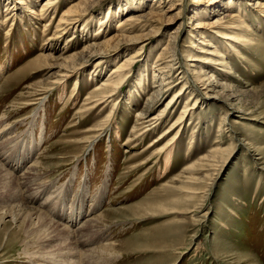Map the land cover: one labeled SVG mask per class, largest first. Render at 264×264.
I'll use <instances>...</instances> for the list:
<instances>
[{
    "label": "rangeland",
    "instance_id": "1",
    "mask_svg": "<svg viewBox=\"0 0 264 264\" xmlns=\"http://www.w3.org/2000/svg\"><path fill=\"white\" fill-rule=\"evenodd\" d=\"M7 1L0 0V264H51L54 258L56 264H264V0H144L142 5L95 0V9L58 37L60 16L80 0H59L55 14L49 10L41 17L20 4L13 25L14 11L3 20ZM43 1L32 0L37 12ZM126 6H131L127 12ZM232 12L239 15H226ZM107 13L111 16L102 31L98 28ZM130 13L152 18L125 31L143 34V40L119 35ZM203 18L207 24L199 26ZM219 19L231 20L232 32L245 31L251 42H233L236 47L230 48L218 35L223 29L216 25ZM120 20L125 22L118 26ZM173 31L185 64L204 55L200 41L223 50L225 62L218 69L212 62L200 64L221 84L212 91L219 98L198 91L188 79L166 118L131 140L139 114L149 109L157 115L184 85L176 75L179 69L173 70L172 89L160 95L156 106H148L157 90L151 81L163 82L154 75L159 73L154 65ZM93 42L100 43L94 46L97 57L90 56L63 83L41 91L61 72L63 56L81 53ZM40 53L53 54L54 66L25 71ZM124 58L134 63L125 70L128 77L115 101L85 110L88 97L98 99L92 94L95 85ZM191 92L200 96L201 105L187 117L164 172L158 147L166 141L148 145L175 121ZM91 127H96L94 136L86 138ZM218 136L221 143H215ZM218 144L226 149L212 159ZM206 155L210 158L193 170L190 193L183 192L179 202L146 217L127 211L142 201H172L164 186L180 185L175 178L184 167ZM30 168L34 175L25 182ZM14 193L18 197L11 199ZM16 203L39 208L53 223L72 229L74 258L65 261L59 252L68 250L54 245H25V223L15 221L11 209ZM94 219L95 229L81 237L79 226Z\"/></svg>",
    "mask_w": 264,
    "mask_h": 264
},
{
    "label": "bare ground",
    "instance_id": "2",
    "mask_svg": "<svg viewBox=\"0 0 264 264\" xmlns=\"http://www.w3.org/2000/svg\"><path fill=\"white\" fill-rule=\"evenodd\" d=\"M136 1L140 2V4L142 5L144 0H135L134 3ZM20 4L22 6H24V8L26 7L27 10L29 11V13L30 12L36 13V14L40 15V17H41L43 15L47 16L49 14V12H51V11H54L53 14H55V12L58 8V5H59V0H44L42 5H41V8L38 12H37V10H35L33 8L32 0H8L6 3V8H4L5 13L3 14V20L7 21L5 19H7L9 17V15L12 14V11H14V13L12 14V16H13L12 25H13L15 22V18H16L15 17V13H16L15 9L18 8ZM140 4H135L134 6H140ZM260 4H261V6L264 7V4H262L261 2H260ZM93 6H97L95 0H80V1L74 2L60 16L59 23L57 25L56 33H54V35H56L55 37L64 35L67 32L70 24L75 23V22L83 19V15L86 12L89 13L91 9L92 10L95 9ZM130 8H131V6H126L123 8V10H126V12H127V10ZM49 10H51V11H49ZM207 11L209 12V10H206L205 12H207ZM226 15H229L231 17H236L239 14L232 12L231 14H226ZM53 16H52V18H53ZM110 16H111V14L107 13L106 17L104 18V21H102V20L100 21V25H99L98 29H100L102 31L104 30L103 29V26H104L103 23L106 22V20H108ZM125 18L128 21L127 24H125L126 22L123 20L119 21L118 26L121 23L125 22V23H123V26L121 25L122 27L120 26L121 29L118 27L119 28L118 31L120 32L119 35L126 36L127 38H125V39H127V40H134V41L143 40L144 39V38L142 39L143 34L142 35H138V34L127 35V34H125V33H127L125 31H129V30L131 31V30L135 29L136 26L142 27V24L144 22L150 21V20H152V18L148 17L146 15H143V14H132V13L128 14ZM226 20H224V19L220 20L219 19V20H217V23H216L218 28H223L220 31V34H222V35L218 34L223 39H226V41L223 40V42H226L227 45L230 46V48L236 47V45L234 43L239 44V42H237V41H240V43L243 41L246 44L248 42L249 43L251 42V37H249L247 35V33H245V31H243L244 33L240 32V34H237V35L234 34V32H232L234 30H231V29H233V26H232L233 22L231 20H228V21H226ZM204 21H205V19L203 18V21H201L199 26L207 24ZM223 22L227 23V24H223ZM224 25H226V26H224ZM10 27H12V26H10ZM176 31H177V29H176ZM176 31H173L172 34L170 35V37L168 39V44L163 47V51L161 52V56H159L157 63H155V65H154V67L159 71L158 74L155 73L154 75H156V76L159 75L160 79H162L163 82L160 84H156V82H154V81H156V79H153L151 81V83L157 87V90L153 91L152 95L149 97L148 106L149 107L154 106V105L156 106L162 100V98H160V95H162L164 92L167 93L169 91V89H172L173 83H174L173 74H172L173 70L176 69V71H177L179 69L177 71L178 74H176V75H177V77L180 76L183 78L184 85L181 87V89L178 93H176L172 98H170L168 100L166 106L162 110H160V112L157 115L152 116V114L150 113L151 110H149V109L148 110L145 109L146 110L145 112L139 114V118L137 119L138 121L136 122V125L132 129L133 131H137V132L134 133V137H132L131 140H134V138L138 137L141 133L143 134L147 131H150V129H152L156 124H158L161 121V119L164 120V118H166V116L168 115V112H170L173 104L178 100V98L182 94L184 95L185 88L187 87L185 85V82L188 81V79H189V81H192L194 83V85L196 86V89L198 91L201 90L203 93H206L207 96L209 95L210 97L219 98L218 95L213 94L212 91L214 89H216L215 88L216 85H221V84L213 76L212 72H210V70H207L205 68L206 66L202 65L203 66L202 67L200 64H201V62H204V63L212 62L214 64V68L218 69L219 68L218 65L220 63L225 62V53L223 52V50L219 49L218 45H216L212 42L206 43L205 41H200V43L204 44V46H202V49H201V52H204V55L201 54V55H197L195 57H191L190 59L188 58V60L193 61V63L185 64L182 61V59L184 57V53H183V49L181 47H179L181 45H179V43H178L179 39H177L178 33H176ZM240 31H241V29H240ZM98 44H100V43L93 42V43L88 45V47H90V49L87 47V50L85 49L81 53H73V54L63 56L62 57L63 63H62L61 72L56 77H54V79L49 80L47 85L45 83H43V84H45V86H42L43 84L40 86L41 91L46 90V89H50L54 86L59 85L60 83H63L64 81H66V78L68 76L74 74L78 69L82 68L83 65H86L88 58L90 56L97 57L99 55V52L96 49H94V46L97 45V47H98ZM206 45H209V46H206ZM205 46L207 48H204ZM53 58H54L53 54L40 53V55L33 58L29 62V64L26 65L25 71H30L33 69H40L41 67L42 68L40 70H42L44 67H48V64L49 65L51 64V62L49 60L53 59ZM127 59L128 58H126L124 61H126ZM124 61L122 60L121 62H117V64L114 67H112L110 73L105 76V79H104L105 81H103L101 84L95 85L94 89L92 90V94H94L95 97H98V99L93 101L91 98L88 97L87 101H85V103H84L85 110L93 108L95 106L96 107L102 106L103 104H105V102H110L111 100L115 101V99L118 96V93H117L118 90L121 89V87L123 86L124 82L126 81V79L128 77V76H126L127 73L125 72V70L128 67H131V65L134 63V61L129 60V59L127 60L128 62L127 61L124 62ZM197 62H200V63H197ZM51 66L53 67L54 65L51 64ZM79 66H81V67L79 68ZM199 67H201V69L197 70V68H199ZM222 68H223V66H222ZM226 70H229V69H226ZM187 73L190 74L191 77L188 78ZM225 75H226V73H225ZM140 79H142V78H140ZM76 82H77V85L75 84L76 86L74 87V89H77V87H78V80H76ZM39 85H40V83H39ZM224 86H229V84H224ZM146 88H147V86H146ZM197 95L195 97H193L194 95L191 92V94L189 95V99L187 100L185 105L182 107L181 112L176 117L175 121L169 127H167L165 131L160 133L157 136V138L154 141L150 142L148 145V147L149 146H156L158 143H160L162 141H166L165 143H163V145H160L158 147L159 152L162 153V156L164 157V160H165V162H164L165 163V171L164 172H166L170 166V163L172 160V157H171L172 145L176 141L178 135H180L181 130L184 128V124H185L187 117H189L191 115V113L193 112L194 109H196L197 107H199L201 105V98L199 95L198 96ZM191 102H194V104L192 105ZM225 103L229 106L232 105L228 101ZM116 104L117 103H114L112 109L116 107ZM89 105H91V107H89ZM227 121H228V114H226V116H224V120H222V122H220V127L218 129L219 132L224 130V127L226 126L225 123H227ZM101 123H99L97 125H100ZM233 123H239V121H237L235 119L233 121ZM139 126H141V127L139 128ZM85 131H86L85 133H87L85 137L90 138V137L94 136L92 132L96 131V127H91ZM118 135H120L119 130L116 129L115 130V136H118ZM218 135L220 136L221 134L219 133ZM219 136H218L219 139H217L215 141V143H221ZM225 149L226 148L222 147L221 144H218V146L216 148L212 149L211 158L212 159L217 158L216 155L220 156V154H222V152ZM258 154L260 155V153H258ZM224 155L226 157L225 152L223 153V157H224ZM208 158H210V157L206 155L205 157L201 158L200 160L195 161L191 164H188L186 167H184V171L182 170V173L179 174L177 178H175L176 181L179 180L180 185H175V186H172V185L167 186L166 185V186H164V188H167V190L170 192L171 199H173L172 201L171 200H168L167 202H165V201H159L158 202V200L156 202H154V201H152V202L142 201L141 203H137L136 205L129 207L130 209H128L127 211H130L134 216L137 214H141V215H138L137 217H146L149 215H155V212L161 211L160 209L169 207L172 202H179L181 200V195L183 192L190 193V189H189L188 185L194 179L193 170H196L197 166H199V165L202 166V163H203L202 161L207 160ZM258 159H263V157L261 156ZM262 163H264V162H262ZM263 168H264V164H263ZM31 169H33V168H30L28 170V172H25L26 173V176L24 177L25 182H30L29 180L34 175V172H32ZM1 170L3 171V169H1ZM1 170H0V176L2 173ZM25 182H22V183H25ZM9 184L10 183H8V185ZM26 184L29 185V183H26ZM32 186H34V185H32ZM29 189H30V187H29ZM37 190H39V189H37ZM34 193H37V192H34ZM186 193H185V195H186ZM16 194L17 193H14L12 195L11 199H16V197H18V195H16ZM177 204L180 206L182 204V202L177 203ZM13 208H15L14 212L15 211L19 212L17 214L15 212V214H14L13 218H15V221L17 218H18V220L22 218V220L25 223V230L27 233L26 239L24 241L25 245L29 246L32 242V243H36V244L38 243L44 249L46 247H49V246L53 247V245L57 248L59 247V249L60 248L61 249H67L68 251L64 252L65 255L63 252L58 251L59 254L62 255L63 259H65V261L68 259L67 257H73L74 256L73 254H75V252H74L75 250H73V249H75L76 247L74 246V244H73L74 242L71 239V233L73 232L72 229H69L67 226H64V228L65 227L68 228V230H65L62 227L63 225L61 226V224L59 225V224L53 223L47 217V215L44 213V211L39 209V208L31 207V206H25V205H22L21 203L20 204L16 203V205H12L11 209H13ZM9 209L7 208L5 210L8 211ZM16 209H18V210H16ZM117 212H118V210H117ZM95 220L96 219H94L92 221L90 220L91 222L87 221L86 223L81 224V226H79L82 229L81 235H80L81 237L85 236L87 231H91V230L95 229V227H94L96 225ZM75 222H78V221H75ZM76 228L78 229V225ZM78 231H80V230H78ZM52 252H53V250H52ZM54 252H55V250H54ZM49 253H50V251H49ZM51 261H52L51 264H56L55 258H54V260H51Z\"/></svg>",
    "mask_w": 264,
    "mask_h": 264
},
{
    "label": "crops",
    "instance_id": "3",
    "mask_svg": "<svg viewBox=\"0 0 264 264\" xmlns=\"http://www.w3.org/2000/svg\"><path fill=\"white\" fill-rule=\"evenodd\" d=\"M171 164V163H170ZM168 170H169V168H168Z\"/></svg>",
    "mask_w": 264,
    "mask_h": 264
}]
</instances>
